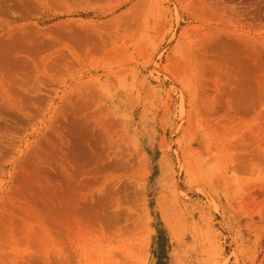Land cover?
Returning <instances> with one entry per match:
<instances>
[{
	"label": "rangeland",
	"instance_id": "1",
	"mask_svg": "<svg viewBox=\"0 0 264 264\" xmlns=\"http://www.w3.org/2000/svg\"><path fill=\"white\" fill-rule=\"evenodd\" d=\"M0 264H264V0H0Z\"/></svg>",
	"mask_w": 264,
	"mask_h": 264
}]
</instances>
